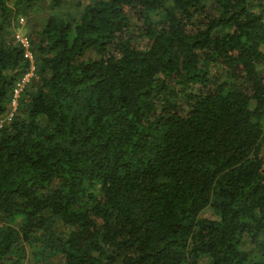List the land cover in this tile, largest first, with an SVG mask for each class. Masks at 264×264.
<instances>
[{
  "label": "trees",
  "instance_id": "16d2710c",
  "mask_svg": "<svg viewBox=\"0 0 264 264\" xmlns=\"http://www.w3.org/2000/svg\"><path fill=\"white\" fill-rule=\"evenodd\" d=\"M66 1L0 0V264H264V0Z\"/></svg>",
  "mask_w": 264,
  "mask_h": 264
},
{
  "label": "built area",
  "instance_id": "2783aa9c",
  "mask_svg": "<svg viewBox=\"0 0 264 264\" xmlns=\"http://www.w3.org/2000/svg\"><path fill=\"white\" fill-rule=\"evenodd\" d=\"M21 23H23L22 19H21ZM15 38L18 40V42L24 48V50H25L24 57L31 62V67H30V71L26 75H24V77H22L16 83V86H15V88L13 90L12 100H11V103H10V111H9V113L6 116H4L3 118L0 119V129L2 128V126L7 121H10L13 118V116L15 114V111L17 109L19 95L23 91L25 85L32 78L33 72H34L33 55H32V53L30 51V42H29L27 36L21 35L19 33H16L15 34Z\"/></svg>",
  "mask_w": 264,
  "mask_h": 264
},
{
  "label": "rangeland",
  "instance_id": "374dc122",
  "mask_svg": "<svg viewBox=\"0 0 264 264\" xmlns=\"http://www.w3.org/2000/svg\"><path fill=\"white\" fill-rule=\"evenodd\" d=\"M87 1H89V0H67L66 4H65V8L62 11L65 12V14H68V13L72 14L74 11V8L76 7V4L84 5L85 3H87ZM46 8H47V6H46ZM40 16H41V12L38 13L36 11L32 18L38 19ZM21 19L23 20V23H21ZM26 23H27L26 19L24 17H20L18 19V24L17 25L15 24V26H14L15 27V34L19 33L21 35H26Z\"/></svg>",
  "mask_w": 264,
  "mask_h": 264
}]
</instances>
